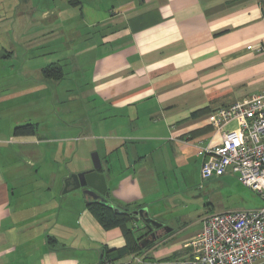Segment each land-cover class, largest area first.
I'll list each match as a JSON object with an SVG mask.
<instances>
[{
	"label": "crops",
	"instance_id": "crops-1",
	"mask_svg": "<svg viewBox=\"0 0 264 264\" xmlns=\"http://www.w3.org/2000/svg\"><path fill=\"white\" fill-rule=\"evenodd\" d=\"M55 63L60 79L43 73ZM67 63L72 82H87L79 95L94 109L90 136L103 140L91 152L108 200L133 214L146 207L163 225L115 263L190 258L204 217L217 212L201 213L212 191L188 168L201 176L205 148L221 141L212 111L264 90V0H0V264H98L105 248L126 245L120 227L89 211V196L65 194L70 174L93 164L62 169L60 143L76 134L38 114ZM19 122L36 133L15 135ZM131 225L146 233L138 215Z\"/></svg>",
	"mask_w": 264,
	"mask_h": 264
},
{
	"label": "built area",
	"instance_id": "built-area-1",
	"mask_svg": "<svg viewBox=\"0 0 264 264\" xmlns=\"http://www.w3.org/2000/svg\"><path fill=\"white\" fill-rule=\"evenodd\" d=\"M209 121L221 141L205 148L203 181L236 174L264 202V90L215 109ZM189 246L191 257L176 264H264V205L208 214Z\"/></svg>",
	"mask_w": 264,
	"mask_h": 264
},
{
	"label": "rangeland",
	"instance_id": "rangeland-1",
	"mask_svg": "<svg viewBox=\"0 0 264 264\" xmlns=\"http://www.w3.org/2000/svg\"><path fill=\"white\" fill-rule=\"evenodd\" d=\"M70 35L66 34V39ZM61 42V41H60ZM52 60V59H51ZM66 72V78L62 82L60 90H57L58 93L49 96V101L44 105H37V107H44L40 109L38 114H44L47 116V128L58 129L56 126H66L65 131L66 135L70 136L76 134V138H73L72 141L66 139L64 146H60L62 149L59 150V161L61 168L68 170L78 169L81 165L86 163L93 164L92 162V153L91 149H94L96 142H103L102 139L94 140L90 136L92 133L90 122L88 121L89 114L93 112L94 109L89 107L90 101L85 99V96L79 95L81 90L86 88L82 87L87 84L84 80L81 84H75L74 81L70 80V77H73V74L76 73L73 70V66L70 63H67L64 67ZM20 85L21 84H17ZM64 87V89H62ZM80 90V91H79ZM23 107V106H19ZM57 122L59 124H57ZM28 122L21 123L19 125L25 124ZM60 131V128H59ZM61 133V132H60ZM85 133H89L86 135ZM53 134L52 132L50 135ZM74 140V141H73ZM53 149L51 148V151ZM88 158V159H87ZM198 166L191 164L188 168L190 170V176L187 177L191 182L197 183V187H200V184L204 182L203 188L204 192L212 191L209 195V199H203L205 203H201L200 211L201 213L206 214V211H229V210H245V209H255L264 205V202L259 194L255 191L242 184L236 174L229 173L220 177H213L207 181H203L200 174H198ZM74 173H71L72 175ZM205 186V187H204ZM64 189V188H63ZM210 189V190H209ZM84 195L82 188L71 189L65 194ZM66 197V196H65ZM185 211V210H184ZM186 212V211H185ZM175 226L178 224L174 223ZM169 227V226H168Z\"/></svg>",
	"mask_w": 264,
	"mask_h": 264
},
{
	"label": "trees",
	"instance_id": "trees-1",
	"mask_svg": "<svg viewBox=\"0 0 264 264\" xmlns=\"http://www.w3.org/2000/svg\"><path fill=\"white\" fill-rule=\"evenodd\" d=\"M46 77L60 79L63 77L64 72L59 64H50L43 69ZM37 126L33 123H25L18 125L14 129L15 135H33L36 133ZM89 211L99 221V223L106 229L120 227L125 238L126 245L116 249H104L103 261L104 264H117L116 260L130 254L138 252L141 247V241L145 240L149 234L148 228L145 226L146 233L142 235L136 234V229L131 225L134 214L128 206H120L123 211L115 210V205L112 203L104 204L99 201H89L87 203ZM50 241L55 239L50 237ZM151 244H149L150 246Z\"/></svg>",
	"mask_w": 264,
	"mask_h": 264
},
{
	"label": "water",
	"instance_id": "water-1",
	"mask_svg": "<svg viewBox=\"0 0 264 264\" xmlns=\"http://www.w3.org/2000/svg\"><path fill=\"white\" fill-rule=\"evenodd\" d=\"M92 160V169L72 174L70 178L66 180L64 192H68L71 189L84 188L83 192L91 198L90 201H99L104 204H110V201L108 200L109 190L106 176L100 171L102 168V162L97 151L92 153ZM115 210L123 211L120 207H115ZM134 214L138 215V218L143 220L144 225L151 233L154 229H159L163 226L150 216L146 207L134 211ZM98 264H104L103 255Z\"/></svg>",
	"mask_w": 264,
	"mask_h": 264
}]
</instances>
